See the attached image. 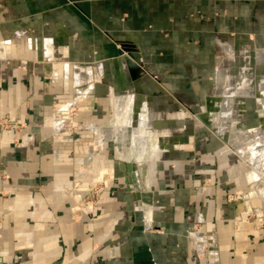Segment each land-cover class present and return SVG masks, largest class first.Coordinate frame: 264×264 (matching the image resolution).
<instances>
[{"label": "crops", "instance_id": "1", "mask_svg": "<svg viewBox=\"0 0 264 264\" xmlns=\"http://www.w3.org/2000/svg\"><path fill=\"white\" fill-rule=\"evenodd\" d=\"M244 18L264 25V0H0V264H264V227L228 215L226 202L201 205L206 189L184 187V178L158 183L170 164L178 176L183 131L159 120L167 115L155 103L160 93H147L143 80L128 87L114 70L124 63L117 42L139 50L144 80L189 72ZM256 56L260 65L264 54ZM68 59L78 74L61 71ZM239 70L237 82L213 79L222 97L213 125L223 110L228 116L219 133H228L242 94L264 98L257 76L254 90L240 91ZM6 118L26 125L3 128ZM132 156L145 182L127 183ZM96 181L104 183L99 199L79 209L74 190Z\"/></svg>", "mask_w": 264, "mask_h": 264}, {"label": "rangeland", "instance_id": "2", "mask_svg": "<svg viewBox=\"0 0 264 264\" xmlns=\"http://www.w3.org/2000/svg\"><path fill=\"white\" fill-rule=\"evenodd\" d=\"M231 21L230 24H233L234 19ZM261 23L257 27L254 20L250 18L242 19V24L239 25L235 22L232 27L227 29L228 39L225 45L211 51L212 59L209 62L204 61L201 64L196 62V64L190 65L189 72L174 71L162 77V80L152 74H148L147 79H142L147 68L143 67L139 50L132 47L131 44L126 46L123 43L114 42L116 45L115 59L121 57L124 61L123 64L121 62V64H114L115 73L120 77L124 73L127 74L128 80L131 81L130 85H127L128 87L133 88L135 82L143 80L142 84H145L147 93H160L158 96L155 95L158 99H155V103L165 105L167 115L159 120H168L169 126H177V128H173L174 131L178 129L183 131L181 134L175 135L178 138V145L173 144L177 148L176 152L179 153L176 156L181 165L178 176L171 170L172 164L169 163V169H163V174L158 175V183L164 185L178 183L180 179L184 178L179 181L184 187L186 184H194L196 187L206 189L198 199H195L201 205L207 200L220 201L221 205L226 202L228 215L236 218L243 217L256 228L264 227V104H262L264 98L258 102V98L247 94L243 96L241 93L239 102L234 103L236 110L230 116L231 126L228 127V133L223 134L217 131V125L221 122L223 114L225 115V110L220 115V121L213 125V117L219 109L222 97L220 94L212 93V90H214L213 79L216 76V68L218 71L216 63L218 56H220L221 63L231 82H237L242 75L239 68L242 66L244 69L246 82L243 87H240V91L254 90L255 86L252 85V81L255 76H257V88L259 85L261 86V82L264 86V61H262L264 59H261L259 65L256 56L258 51L264 54V29H262L264 25ZM256 38H259L258 43L255 41ZM22 49L24 53L25 47ZM5 50L6 54L4 55ZM2 52L4 57H11L9 48H4ZM68 60V64H61V71H68L72 76L78 74L80 65L76 64V59ZM83 69L85 68L83 67ZM160 87L164 91L160 92L161 90L158 89ZM155 96H148V98ZM159 98H161V102ZM74 104L72 103V105ZM171 104L175 105L173 108L177 112H173L172 117L169 116ZM166 117L168 118L164 119ZM161 123L162 121L157 122V126ZM167 124L163 127L164 129ZM16 125V128H20L26 124L17 119L15 121L6 118L2 121L3 128H13L12 126ZM172 147L170 146V148ZM240 150L242 155L239 153ZM239 160H242V163ZM238 163L242 164L243 171L237 173L238 176H234L232 174ZM146 178L147 172L144 168L137 183L145 182ZM235 178H237V183ZM103 184V181H96L82 187L83 189L78 187L79 190H74L78 194L75 197L79 209L91 206L99 199ZM96 191L99 193L96 194ZM173 193L178 199H186L185 196H178L175 191ZM211 210L213 211V209ZM212 215H214L213 212ZM195 225L197 226L198 223ZM206 234L211 235L210 233ZM209 244L214 245L212 241Z\"/></svg>", "mask_w": 264, "mask_h": 264}, {"label": "bare ground", "instance_id": "3", "mask_svg": "<svg viewBox=\"0 0 264 264\" xmlns=\"http://www.w3.org/2000/svg\"><path fill=\"white\" fill-rule=\"evenodd\" d=\"M226 76H228V73H227V71H226V69H224V67H223V65H222V63H220L219 61H218V71H217V73H216V78H215V81H216V86L217 87H219V84H220V81L222 82V83H224V82H227V81H225V79H224V77H226ZM261 80V79H260ZM229 82V81H228ZM229 84V83H228ZM261 84H262V82H261ZM227 85V84H226ZM226 87V86H225ZM262 87V85L260 86L259 85V88H261ZM233 90V89H232ZM261 91H262V94H264V87H262V89H261ZM225 93H226V95L227 94H229L230 95V89H229V86L227 85V87H226V89H225ZM261 96V95H260ZM228 97V96H227ZM229 102V101H228ZM225 109V108H224ZM222 115V114H221ZM226 117H228L226 114L224 115L223 114V116L221 117V125H222V123L224 124V123H226L225 121H226ZM220 118V117H219ZM225 118V119H224ZM229 120V119H228ZM220 121V120H219ZM220 123H218V128L220 129V131L221 132H225L226 130H227V128L226 127H221L220 128ZM218 129V130H219ZM227 133V132H226ZM242 150V149H241Z\"/></svg>", "mask_w": 264, "mask_h": 264}, {"label": "water", "instance_id": "4", "mask_svg": "<svg viewBox=\"0 0 264 264\" xmlns=\"http://www.w3.org/2000/svg\"><path fill=\"white\" fill-rule=\"evenodd\" d=\"M136 156V154H134ZM138 157H131L128 161H126L125 168H126V178L127 183H132L133 177L136 182L139 181L141 177V172L137 173V164H138ZM146 162V160L144 161Z\"/></svg>", "mask_w": 264, "mask_h": 264}, {"label": "built area", "instance_id": "5", "mask_svg": "<svg viewBox=\"0 0 264 264\" xmlns=\"http://www.w3.org/2000/svg\"><path fill=\"white\" fill-rule=\"evenodd\" d=\"M13 128H16L17 127V125L16 126H12ZM97 192L99 193V191H96V194H97Z\"/></svg>", "mask_w": 264, "mask_h": 264}]
</instances>
